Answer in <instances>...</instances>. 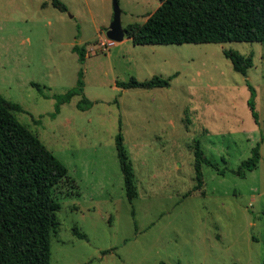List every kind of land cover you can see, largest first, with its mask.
Masks as SVG:
<instances>
[{"label":"rangeland","instance_id":"374dc122","mask_svg":"<svg viewBox=\"0 0 264 264\" xmlns=\"http://www.w3.org/2000/svg\"><path fill=\"white\" fill-rule=\"evenodd\" d=\"M60 1L67 12L51 0H0V96L23 108L14 116L70 176L55 191L51 264H264V142L257 169L244 179L234 173L264 135V43L135 46L125 37L106 50L113 1ZM119 4L126 28L145 23L161 1ZM74 46L86 49L84 64ZM223 49L253 55L247 76ZM81 70L93 107L79 110L76 96L54 117V96L74 88ZM154 76L170 78V87L116 84ZM120 131L134 168L133 205L117 155ZM196 141L225 170L203 166L198 191Z\"/></svg>","mask_w":264,"mask_h":264},{"label":"trees","instance_id":"16d2710c","mask_svg":"<svg viewBox=\"0 0 264 264\" xmlns=\"http://www.w3.org/2000/svg\"><path fill=\"white\" fill-rule=\"evenodd\" d=\"M160 1L161 5L145 23H132L125 28L126 37L135 46L264 43V0ZM51 3L61 12L68 11L60 0H51ZM73 52L84 64L86 49L74 46ZM223 53L231 61L233 69L244 76L254 66L253 55L245 56L226 49H223ZM84 79L81 70L74 88L54 96V117L60 113L62 105L70 103L76 96H81L77 104L79 110L87 111L93 107L94 102L85 95ZM170 80L154 76L149 81L140 82L132 77L129 82L116 84L122 89L168 88ZM32 85L44 95L38 83ZM247 86L251 92L248 106L255 123L260 125L256 108L257 92L248 81ZM22 111L19 104L10 103L0 96V264H51L52 233L58 225L57 213L61 209L60 203L55 200V191L70 176L64 163L14 116V112ZM263 142L264 135L253 148L251 157L234 171L238 177L244 179L249 172L257 169ZM116 149L124 175L126 196L133 205L138 192L122 131L117 135ZM194 158L197 182L194 191L204 185L203 166L225 175V170H219L205 157L200 141L195 142Z\"/></svg>","mask_w":264,"mask_h":264},{"label":"water","instance_id":"95a60500","mask_svg":"<svg viewBox=\"0 0 264 264\" xmlns=\"http://www.w3.org/2000/svg\"><path fill=\"white\" fill-rule=\"evenodd\" d=\"M113 1L114 17L107 31V37L114 42H121L126 37V31L122 24L123 10L120 7L119 0Z\"/></svg>","mask_w":264,"mask_h":264},{"label":"built area","instance_id":"2783aa9c","mask_svg":"<svg viewBox=\"0 0 264 264\" xmlns=\"http://www.w3.org/2000/svg\"><path fill=\"white\" fill-rule=\"evenodd\" d=\"M114 45H115V42L110 39L102 43V46L105 47L106 50H108L110 47H113Z\"/></svg>","mask_w":264,"mask_h":264}]
</instances>
